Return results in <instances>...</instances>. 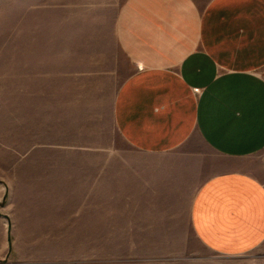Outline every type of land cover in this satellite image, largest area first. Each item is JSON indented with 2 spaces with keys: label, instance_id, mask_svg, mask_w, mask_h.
I'll return each instance as SVG.
<instances>
[{
  "label": "crops",
  "instance_id": "0c3cea01",
  "mask_svg": "<svg viewBox=\"0 0 264 264\" xmlns=\"http://www.w3.org/2000/svg\"><path fill=\"white\" fill-rule=\"evenodd\" d=\"M4 2L2 264H264V0Z\"/></svg>",
  "mask_w": 264,
  "mask_h": 264
},
{
  "label": "rangeland",
  "instance_id": "374dc122",
  "mask_svg": "<svg viewBox=\"0 0 264 264\" xmlns=\"http://www.w3.org/2000/svg\"><path fill=\"white\" fill-rule=\"evenodd\" d=\"M6 6V2L0 4V8L5 9ZM1 33V30H0ZM5 34V32L3 33ZM5 48H6V43L4 41V44L2 45V50L0 49V52H5ZM10 71H8L6 66H0V165L4 164L3 166H0V169H2L6 163H4L7 159L12 158V154H10L7 149L8 147H12V146H21L26 147L28 145V143L30 142V140L28 141V139L30 138L29 135H19L17 133L13 134L10 133L11 129H10V125L8 123V119H7V103L5 102V100L3 99L6 92V82H7V74ZM18 72L21 73V71H18V68L15 67V74L17 76ZM12 74V72H11ZM20 107L23 104H19ZM16 120V118H15ZM115 141L117 143V145L122 146V141L120 140L119 137L115 136ZM192 239V237H190ZM190 238L188 239V244L191 248L196 249V252L199 253L200 255H203L204 258L201 259H196V258H192V257H186V258H181L176 260L175 262H171L168 263L167 261H162V262H140L139 260H133L134 255L133 254H128L126 252L122 253V252H117L118 248H112V252L116 255H118L117 258H112V264H225L224 260L217 258V257H213L210 254L207 253H203L200 248L198 246H196L192 240H190ZM193 244V246H192ZM18 248V247H17ZM16 248V250H17ZM22 248V247H19ZM46 251V248H43ZM131 248H128V250H130ZM31 250V248H30ZM15 261L13 264H71V263H67V262H48V259H42V260H31L30 262L26 263L23 260V256H20L19 253H15ZM257 254V253H254ZM114 256V257H115ZM245 259H247L246 257H244ZM115 261V262H114ZM0 264H2V262L0 261ZM227 264V263H226ZM257 264V263H256Z\"/></svg>",
  "mask_w": 264,
  "mask_h": 264
}]
</instances>
